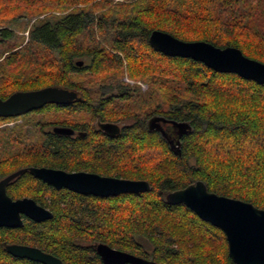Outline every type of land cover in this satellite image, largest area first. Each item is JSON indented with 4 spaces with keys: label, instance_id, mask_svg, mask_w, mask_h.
Instances as JSON below:
<instances>
[{
    "label": "trees",
    "instance_id": "trees-1",
    "mask_svg": "<svg viewBox=\"0 0 264 264\" xmlns=\"http://www.w3.org/2000/svg\"><path fill=\"white\" fill-rule=\"evenodd\" d=\"M155 29L235 46L264 62V0H0V97L47 86L79 95L0 117V125L23 120L0 127V179L48 166L151 185L101 197L57 189L25 171L8 194L34 198L53 217L1 227L0 264H43L13 256L4 242L40 247L63 264H105L98 242L157 264H236L225 232L185 204H170L167 194L202 180L211 192L264 208V84L155 50ZM152 115L189 123L181 136L170 131L174 149L150 130ZM98 118L125 126L107 136Z\"/></svg>",
    "mask_w": 264,
    "mask_h": 264
},
{
    "label": "water",
    "instance_id": "water-1",
    "mask_svg": "<svg viewBox=\"0 0 264 264\" xmlns=\"http://www.w3.org/2000/svg\"><path fill=\"white\" fill-rule=\"evenodd\" d=\"M152 47L168 56L191 58L203 62L218 72L236 73L245 79L264 84V62L246 56L235 46L218 47L204 41H186L169 32L155 29L149 37ZM78 66L84 60H78ZM79 98L78 93L66 88L47 86L28 91H18L6 99L0 97V117H11L42 108L49 102L67 104ZM161 122H169L178 128L181 135L190 127L187 122H179L164 116H154L148 126L150 130L161 131L172 149L174 139H170ZM100 128L111 134L121 133L116 122H101ZM53 131L72 135L75 130L69 126H55ZM177 145L180 140L177 141ZM29 170L35 177L57 189L101 197L116 196L121 193H140L151 189L144 179L105 176L96 172L74 171L48 166H31L19 169L0 180V228H17L24 224L25 217L42 222L53 217V212L39 204L34 198L13 199L7 186L16 177ZM170 204H185L203 220L222 229L228 241L230 257L236 264H264V208L240 198H232L211 192L205 182L197 180L184 188L167 194ZM6 250L15 257L27 258L43 264H63L61 258L37 246L4 242ZM93 247L105 264H157L152 259L120 250L107 243H94Z\"/></svg>",
    "mask_w": 264,
    "mask_h": 264
},
{
    "label": "flooded vegetation",
    "instance_id": "flooded-vegetation-1",
    "mask_svg": "<svg viewBox=\"0 0 264 264\" xmlns=\"http://www.w3.org/2000/svg\"><path fill=\"white\" fill-rule=\"evenodd\" d=\"M78 97H79V95H78ZM154 116H160V115H152V116H150L149 117V119L147 120V123H149V121H150V119L151 118H153ZM101 122H111V121H102V120H100L99 118L96 120V126H97V129H99V130H101V132H102V134H105V135H107V136H111V137H115V136H117V135H111V134H109V133H107V132H105V131H103L101 128H100V123ZM116 123H118L120 126H121V130L123 129V127L125 126V124H121V123H119V122H116ZM161 125H162V127H163V129H164V131L166 132V135L170 138V139H173V137L174 136H171V133H170V131L172 130V128L174 127L171 123H169V122H161ZM176 128V127H175ZM74 130H75V132L72 134V135H69V136H72V137H78V136H83V135H85V132L83 133V131H81V130H78V129H76V128H74ZM156 131H159V132H161V131H163V130H156ZM176 131L178 132V136H181V133H180V131H179V129L178 128H176ZM162 133V132H161ZM163 134V133H162ZM119 135V134H118ZM80 171H85V170H80ZM74 172V171H73ZM89 172V171H88ZM97 173V172H96ZM102 175V174H101ZM1 180V179H0Z\"/></svg>",
    "mask_w": 264,
    "mask_h": 264
},
{
    "label": "rangeland",
    "instance_id": "rangeland-1",
    "mask_svg": "<svg viewBox=\"0 0 264 264\" xmlns=\"http://www.w3.org/2000/svg\"><path fill=\"white\" fill-rule=\"evenodd\" d=\"M26 34H27V32H26ZM124 79L128 80L129 82H134L133 80L129 79V77H127V76H125ZM138 83L141 84L143 90H146L148 88V85L146 83H143L142 81H139ZM22 121H23L22 118L13 119V120L6 121V122L2 123L0 125V127H12V126H15V125L21 123ZM119 123H121L122 125L125 124L124 122H119ZM50 129L53 130V126Z\"/></svg>",
    "mask_w": 264,
    "mask_h": 264
}]
</instances>
